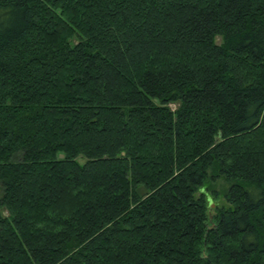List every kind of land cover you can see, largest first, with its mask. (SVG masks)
Here are the masks:
<instances>
[{"label":"trees","instance_id":"obj_1","mask_svg":"<svg viewBox=\"0 0 264 264\" xmlns=\"http://www.w3.org/2000/svg\"><path fill=\"white\" fill-rule=\"evenodd\" d=\"M0 264H264V0H0Z\"/></svg>","mask_w":264,"mask_h":264},{"label":"rangeland","instance_id":"obj_2","mask_svg":"<svg viewBox=\"0 0 264 264\" xmlns=\"http://www.w3.org/2000/svg\"><path fill=\"white\" fill-rule=\"evenodd\" d=\"M172 106V105H171ZM228 183L222 178H219L213 182H206L204 185L205 193L207 194L208 208L207 211L212 214L214 209L220 205H224L222 197L223 191L227 187ZM214 192V194H212ZM2 213L5 214L3 211Z\"/></svg>","mask_w":264,"mask_h":264},{"label":"water","instance_id":"obj_3","mask_svg":"<svg viewBox=\"0 0 264 264\" xmlns=\"http://www.w3.org/2000/svg\"><path fill=\"white\" fill-rule=\"evenodd\" d=\"M59 156H61V154Z\"/></svg>","mask_w":264,"mask_h":264}]
</instances>
